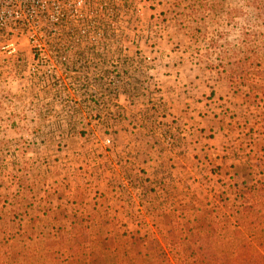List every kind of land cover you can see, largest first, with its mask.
Instances as JSON below:
<instances>
[{"label": "rangeland", "instance_id": "obj_1", "mask_svg": "<svg viewBox=\"0 0 264 264\" xmlns=\"http://www.w3.org/2000/svg\"><path fill=\"white\" fill-rule=\"evenodd\" d=\"M79 1L81 14L89 0ZM133 6L86 30L64 5L61 35L39 33L38 51L18 37L15 57L0 53V264L264 252V0ZM59 35L70 43L61 55L49 46ZM65 85H118L123 107L107 97L89 114L88 102L49 96Z\"/></svg>", "mask_w": 264, "mask_h": 264}, {"label": "trees", "instance_id": "obj_2", "mask_svg": "<svg viewBox=\"0 0 264 264\" xmlns=\"http://www.w3.org/2000/svg\"><path fill=\"white\" fill-rule=\"evenodd\" d=\"M97 3L99 7H94L93 4ZM102 10L100 11V9ZM108 9H113L115 12H120L122 10L129 11L133 10L135 11V6H133V0H89L88 6L79 14L83 18L84 22L89 23V29L87 27L85 28L86 30L92 29V27H97V29H101V25H98V18H103L105 12ZM95 14V15H92ZM115 22V24H114ZM117 25H118V20H113V30H117ZM96 29V28H95ZM86 37V36H84ZM81 36L74 37V40L72 42L76 43L74 44L80 49H83L84 47L83 42L85 41V38ZM77 38V39H75ZM87 38H91L87 37ZM59 42L53 44L56 47V52L60 54V47L61 45H69V40L67 37L63 36L59 38ZM77 40V41H76ZM138 51V49L136 50ZM85 51H80L79 54H84ZM122 60L114 59L113 57L108 59L107 63L109 66V69L112 71L116 72V76L120 77V71L118 70V66L122 65L121 63ZM112 94L108 92V94H99V92H94L93 89L89 85H84V87H68V86H63V88H59L54 92H50V95L53 99H59V97L62 96V93H65L66 96L69 98L71 101H83V102H88L90 104V110L89 114L92 112H96L99 107L102 109V111H105L108 109V107L105 105H101L100 101L106 100V98L110 97V100H113L115 102L114 105H116L119 108H122L123 106L118 102V99L120 98V92L118 91V85H115L112 88ZM103 95L105 97H103ZM105 103V102H104ZM77 114H80L82 109L80 107L76 108ZM80 116V115H79ZM193 254L196 252L193 251ZM192 255V254H191ZM202 262L193 260L191 261V264H201ZM206 264H264V252L261 250L253 249V246L250 244H243L241 248L237 251V254L235 256H230V255H225L223 257H217L214 261L207 262Z\"/></svg>", "mask_w": 264, "mask_h": 264}, {"label": "built area", "instance_id": "obj_3", "mask_svg": "<svg viewBox=\"0 0 264 264\" xmlns=\"http://www.w3.org/2000/svg\"><path fill=\"white\" fill-rule=\"evenodd\" d=\"M79 2V0H0V53L15 57L19 53L15 40L18 37L31 39L37 51L42 49L37 40L39 33H47L45 39L55 38L53 33L56 30L53 27L66 26L68 23L67 11L63 6L67 5L68 10L79 16L77 13ZM49 4L54 7V14H49ZM60 30L57 29L56 32H60L61 35ZM49 46L53 47L51 51L56 52V47L52 43ZM61 53L60 48V55ZM107 141L111 142L110 139Z\"/></svg>", "mask_w": 264, "mask_h": 264}]
</instances>
